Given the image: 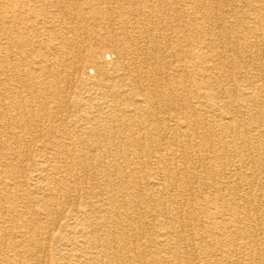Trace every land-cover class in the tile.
I'll use <instances>...</instances> for the list:
<instances>
[{"label":"bare ground","instance_id":"bare-ground-1","mask_svg":"<svg viewBox=\"0 0 264 264\" xmlns=\"http://www.w3.org/2000/svg\"><path fill=\"white\" fill-rule=\"evenodd\" d=\"M243 2L252 4L255 0ZM249 7L257 17L251 14L234 23L211 18V24L217 22L221 31L218 32L223 38L220 49L229 46L238 49V43L232 45L227 41L234 33L241 39L247 37L244 43L250 41L249 35L261 43L264 18L258 16L263 10ZM200 20L188 19L183 28L165 19L164 0H0V85H9L0 86V127L6 128L9 135L26 133L34 137L31 131L43 133L46 124H33L30 117L44 116L48 123L52 118V130L61 135L49 144L52 154L41 159L53 163L48 168L41 165L43 175L38 179L44 193L39 198L18 204L20 200L17 202L13 197L17 194L16 184L8 181L21 174V163L7 158L4 167L0 166V232H6L1 235H11L6 224L12 218L18 222L24 217L22 224L29 232L40 228L41 220L48 224L47 240L58 243L67 239V225L60 223L63 219L59 220V215L52 217L56 208L51 203L62 195L68 199L72 191L82 190L86 187L84 183L90 182L86 192L97 200L80 204L83 209L77 211L83 216H77L79 234H71L82 246L85 260L80 264H194V256H186L185 249L194 246L204 251L212 245L206 238L197 246L187 234V228L197 219L196 198L195 205L193 201L189 204L188 215H182L186 211L182 206L187 199L193 200L194 184L200 177L194 166L198 153L194 146L200 138L197 135L200 119L195 114L198 106L180 100L168 102L164 91V49L176 57L177 64L166 63L175 65V73L165 74L174 79L176 87H182L188 74L194 75L191 84L198 88L204 81H212L216 86L227 83L218 67L225 71L230 65L214 59L220 50L209 36L215 37V32ZM174 36L178 43L172 41ZM180 38L186 44L179 42ZM1 40L8 42L9 48L14 46L11 51L17 55L18 62L11 61L9 49L2 46L5 44ZM256 51L259 53L260 49ZM259 68H264V63ZM89 69L95 70V74L90 75ZM9 80L11 85L7 83ZM23 87H28L33 97L22 98L20 106L14 99ZM37 102L46 105L44 109L37 110ZM169 108L177 114H171L164 124V109ZM7 112L12 113L11 122H3ZM243 116L246 115L241 114L237 123L240 127H251L264 119V110L249 114L248 118ZM235 118L223 123L227 133L239 128ZM16 119L20 122L13 125ZM246 138L247 142L252 141L251 137ZM205 140L204 144L212 141ZM257 140L254 142L264 143V138ZM220 141L218 150L233 142L226 137ZM6 149L0 142V154L7 155ZM211 153L210 173L219 174L215 160H221L220 154L215 149ZM61 157L63 165L59 163ZM139 161L158 164L149 171L153 183L146 181L149 172ZM252 165L257 168L258 162L253 161ZM118 178L121 184L117 183ZM134 178L139 185L133 183ZM213 181L215 185L209 183L210 189L224 186L220 179ZM170 192L176 195L167 197ZM214 192L219 191L214 189ZM32 210L41 213L39 220L26 216ZM155 212L164 215V229L157 237L147 239L144 225L148 224L144 216H154ZM201 215H207L206 210ZM222 222H217L221 227L219 235L229 239L217 237L216 246H230L236 251L240 243L231 239L237 229ZM131 229L136 231L135 235L129 233ZM245 239L242 246L251 251L258 245L253 237ZM251 251L246 254L252 259L256 253ZM215 255V261L222 264L219 253ZM204 257L203 262L210 264L207 256ZM6 261V264H32L20 259Z\"/></svg>","mask_w":264,"mask_h":264},{"label":"rangeland","instance_id":"rangeland-1","mask_svg":"<svg viewBox=\"0 0 264 264\" xmlns=\"http://www.w3.org/2000/svg\"><path fill=\"white\" fill-rule=\"evenodd\" d=\"M249 5H252V7L256 6V8L262 7L260 9H262L263 12H261L258 18H264V0H255L252 4H245L243 0H164L165 19L172 20L174 23L177 22L178 24H181L183 28H186V26H184L185 21L196 17L201 18L200 21L206 26H211L215 32V37H209L213 40L215 39V44H217L216 47L220 50L214 59L217 60V62L226 61L230 65L225 71L220 70L218 67V71L224 73L223 78L224 81L227 82L224 85L216 86L211 84L214 83L212 81H204L201 84L202 88H198L191 84L194 75L188 74L183 79L184 84L182 87H176L173 84L174 79L165 75L166 73H175V65L168 66L166 63L175 62V64H177L176 57L170 54L169 49H164V91L167 92L168 102L175 101L178 103L181 101L182 103L197 105L198 108L196 109L195 114L197 118L200 119V125L197 131V135L200 138L199 140L197 139V144L194 146V149L198 152L195 156L194 166L200 177L197 183L194 184L195 196L193 200L187 199V202L182 206V208L186 210L182 215H188L187 210L189 209V204L193 201L195 205L196 198L197 219L196 221L194 220V224L187 228V234L189 237H192L193 243L197 246L206 238V240H210L212 245L206 246L204 251H201L199 247L194 248V246L191 247V249L184 248L186 256H194V264H205L203 261L206 257L204 256H207L210 264H218L215 261L216 253H219L218 256L221 258L222 264H264V143L257 142V139L264 138V119L256 121L251 127H249V125L248 127L247 125L240 127L239 121L237 123V119L241 114L246 115L243 117L248 118L249 114L264 110V68H259V65L264 63V38L261 39V43H256L254 37L249 35L250 37L248 36V38H250V41L248 42V40H246L247 42L244 43L243 39L247 37L241 39V36L234 33L229 35L230 38L228 36L227 41L231 42L232 45L238 43V46H236V49L237 47L238 49L235 51V49L230 46L228 49H220L219 47L223 40L221 37L222 35L219 34L221 31L217 27V22L211 24L213 19L220 20L221 22L231 21L234 23L237 19L251 17L252 15L257 17L252 14ZM175 39H178L177 36H174L172 41ZM179 42L186 44L183 38H180ZM1 43L5 44L2 45L4 48L6 46L8 47V56L11 61L14 60L15 62H18L17 55L11 51L14 46L9 48L10 46L5 40H1ZM258 48L260 49L259 53L256 51ZM206 51L209 53V50ZM61 56H64L63 53ZM9 67L14 68L11 64ZM89 74L94 75L95 70L89 69ZM86 78L87 77L84 76L83 79ZM7 83L10 84L11 81L9 80ZM0 86L2 88L9 85L5 84ZM76 95H78V93H76ZM26 97L30 100L31 97H33V94L28 87H23L19 89V93L14 100L21 106L23 101L22 98ZM226 104H230V107L227 110H224ZM45 106L46 105L42 106L40 102H37L36 107H34L38 110L44 109ZM61 113L63 114V112H60L59 115L65 117L64 114L62 115ZM171 114H177V111L172 108H169L168 110L164 109V124L167 122L166 120ZM11 115L12 113L7 112L5 117L2 118L3 122H11L13 119H11ZM234 116L236 117L235 123L238 124L239 128L236 132L233 131L227 133L222 125H224L223 123H225L228 118ZM43 117L44 116L30 117L33 124L41 122H45L46 124L44 131L41 130L43 133L31 131L30 134L34 137H31L26 133L22 134L23 136L15 134L9 135L8 132H6V128L0 127V142H3L7 148L6 150L9 151L7 155L0 154V166L4 167L7 158L14 160L17 159V161L21 163V174L18 173L19 176L17 179H9L8 181L9 183L16 184L17 194L13 195V197L17 202L20 200L18 204L30 201V198L37 199L44 193L39 182L41 180L38 179V176L42 174L40 170H44L41 165H45L44 168H48V164H52L53 162H46L41 159L47 157L46 155L52 154V150H50L49 147L51 145L49 144L55 141V137L61 138L59 133L52 130L50 124L52 123V118H50V122L48 123L45 121L46 118ZM69 117L70 116H68L66 120L69 121ZM19 122L20 120L16 119L12 124L14 125ZM40 134L43 135V138H41ZM225 137L228 140L233 141L229 144L231 147L226 146V148L218 150L217 148H220L221 146L219 143L221 142L220 140ZM246 137H251L252 141L247 142ZM205 139H207V141L211 139L212 141L204 144V142H206ZM254 139L257 141L254 142ZM244 140L246 141L244 142ZM116 146L120 145L116 144ZM214 149L219 152L218 155L220 154L221 157V160L214 159L217 168L220 169L219 174H215L214 172L210 173L209 170L212 160L211 151ZM224 152H226V155H224ZM202 156L204 157L202 158ZM61 159L62 161L59 163L63 165V158L61 157ZM248 159L251 161H248ZM253 161L258 162L257 168H253ZM183 162L185 163L184 159H182V163ZM139 163L145 167L144 169L147 173L153 167L158 165L154 161L152 163L139 161ZM44 172L46 173V171ZM150 174L151 172L148 173V178L146 177L145 179L146 181H151L153 183ZM213 179H220L222 181L224 185L222 189L221 187H211V189H213H210L209 183L215 185ZM117 181V183L121 184L119 178ZM133 183L139 185L138 180L135 178ZM85 186H91L90 182L84 183V187ZM54 187L58 190V185L55 184ZM86 187L76 192L72 191V195L68 199L67 196L62 195V198L57 201L58 204L57 202L51 203L50 201L53 209L54 207L56 208L52 217L55 215L57 218L59 215L58 219H63L60 220V223L65 226L67 225V230L69 232L67 239L63 238V240L58 243H56L55 240L50 242L46 239L48 224L39 220L41 216L40 212L32 210L26 214L30 220H35L37 217L41 223L40 228L33 229L31 232H29L28 227H25V225L22 224L24 223L22 221L24 217L18 222H14L12 218L10 223L8 222L6 224L8 232H10L11 235H1L6 232H0V264H6V260L9 259H20L27 262L31 261L32 264H39V262L44 261H46L44 264H80V262L84 261L85 259L81 252L82 246H80L81 243L75 238V235L71 234H79L77 229V227L79 228L77 216L80 214L83 216L82 212L77 211L83 209L80 204L85 200H97V198L92 197L88 191L86 192ZM214 189H218L219 192L215 193ZM250 189L252 191L249 192ZM96 190H98V188ZM89 191H92V189ZM244 191L248 195H246ZM168 194L167 197L169 196L171 198L176 195L175 192H170ZM212 194H214V196H212ZM251 199L253 200V203L250 205ZM38 207H40V204ZM202 210H206L207 215L202 217ZM155 214L158 216L150 214H145L144 216V222L146 221L148 224L147 227L144 225V229H146L144 234L147 239L157 237L158 233L164 229V225L162 224V221H164V215H160L158 212H155ZM64 217L66 218L64 219ZM222 221L234 225V229H237L235 231L236 234L233 236L234 239H231L232 241L236 240L240 243L236 251L233 250L234 248H230V246H216L217 237L223 238L219 235L221 233V227L217 224V222L224 223ZM129 233L135 235L136 231L131 229L129 230ZM247 237L248 239H252L253 237L258 243V249L257 246L253 248L256 256L252 259L249 257L250 255L246 254L251 251V248L247 249L242 246L245 244L244 241ZM224 238L229 239V237L227 238L225 236ZM140 239L145 240V237L142 238L140 236ZM41 242L43 244H41ZM59 245L60 248H58ZM253 250L251 253H253Z\"/></svg>","mask_w":264,"mask_h":264}]
</instances>
